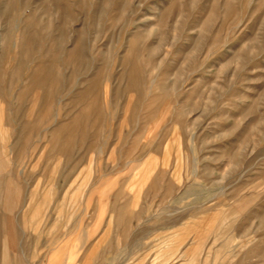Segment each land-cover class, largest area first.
Instances as JSON below:
<instances>
[{
    "label": "rangeland",
    "instance_id": "374dc122",
    "mask_svg": "<svg viewBox=\"0 0 264 264\" xmlns=\"http://www.w3.org/2000/svg\"><path fill=\"white\" fill-rule=\"evenodd\" d=\"M0 264H264V0H0Z\"/></svg>",
    "mask_w": 264,
    "mask_h": 264
}]
</instances>
